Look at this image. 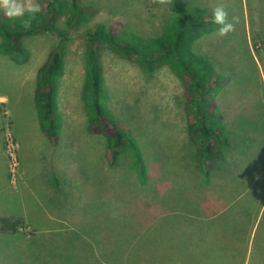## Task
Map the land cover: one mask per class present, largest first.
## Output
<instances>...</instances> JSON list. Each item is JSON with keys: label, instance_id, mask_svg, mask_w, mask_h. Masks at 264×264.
Listing matches in <instances>:
<instances>
[{"label": "rangeland", "instance_id": "rangeland-1", "mask_svg": "<svg viewBox=\"0 0 264 264\" xmlns=\"http://www.w3.org/2000/svg\"><path fill=\"white\" fill-rule=\"evenodd\" d=\"M175 1L211 9L223 3L229 20L238 18L235 30L226 36L214 32L193 46L221 76L222 89L214 102L226 122L229 141L210 174L206 193L222 192L230 203L239 189L248 188L220 217L232 219L234 227L244 224L245 243H254L258 235L257 249L249 246L245 264H264V227L259 226L264 214V0H172L168 4L84 0L97 13L87 26L77 29H68L61 18L57 25L64 35L61 43L56 34L24 38L28 54L24 63L0 53V219L23 222L14 234L0 232V264L141 262V256L136 257L144 244L143 222L158 216V197L173 192V178H199L195 148L186 132L184 88L166 67L147 76L139 59L126 62L108 50L100 51L107 107L138 143L147 166L145 185L136 181L128 158L108 167L104 141L85 131L81 101L85 28L119 23L142 37H155ZM55 47L64 57L57 91L62 127L58 144L51 147L36 127L32 96L36 70ZM41 170L53 188L45 202L30 194ZM197 200V196L189 200L193 215L198 212ZM195 217L191 220L196 225L220 226L217 217L211 222Z\"/></svg>", "mask_w": 264, "mask_h": 264}, {"label": "trees", "instance_id": "trees-1", "mask_svg": "<svg viewBox=\"0 0 264 264\" xmlns=\"http://www.w3.org/2000/svg\"><path fill=\"white\" fill-rule=\"evenodd\" d=\"M37 4L41 11L27 29L23 22L29 18V13L10 19L0 10V53L17 63H24L28 57L24 38L56 34L59 44L64 36L57 29L61 18L68 29H77L87 26L97 13L96 8L84 0H38ZM211 16L209 7H188L175 1L155 37H142L119 23H95L82 34L81 101L86 115L85 131L104 141L103 158L108 167L114 168L122 158H128V167L140 185H145L148 180L147 166L135 138L117 124L107 107L100 51L108 50L126 62L139 59L142 72L147 76L166 67L183 85L186 132L195 148V169L206 185L214 165L223 159V150L229 144L226 122L214 102L222 89L221 76L214 71L207 57L193 50L199 39L217 31L219 26L212 23ZM63 73L64 57L55 47L37 68L34 80L32 99L37 126L53 147L58 144L62 127L57 91ZM235 201L232 199L230 204ZM22 225L19 218L0 219V232L14 234ZM259 226L264 227V214ZM257 237L254 236V245ZM261 251L264 253V248Z\"/></svg>", "mask_w": 264, "mask_h": 264}, {"label": "crops", "instance_id": "crops-1", "mask_svg": "<svg viewBox=\"0 0 264 264\" xmlns=\"http://www.w3.org/2000/svg\"><path fill=\"white\" fill-rule=\"evenodd\" d=\"M0 101H3V99L1 98ZM36 127L38 128L37 122ZM40 174V181L38 180L30 186V194L34 195L36 200L45 202L53 194V188L47 182L44 171L41 170ZM181 175L182 173L179 176ZM182 176L186 178L180 180L173 178V182H175L173 183L172 193L167 192L164 197H158V216L155 214L157 218H151V221L143 222L144 244L141 255L136 257L141 256V262H135L134 264H245L246 250L249 246L252 247L253 243L251 244L248 240L245 243L246 231L243 227L244 224L243 226L234 227L235 224H233L232 219L220 217L223 210L230 205L229 196L226 198V195L222 192L216 194V196L206 193L208 190L206 188L211 180L205 185L202 183L200 176L198 179L194 178L192 180L189 178L190 176ZM196 179V183L191 182L196 181ZM247 179L251 180L249 177ZM224 183L228 187L229 183L225 181ZM170 189L168 191H171ZM247 189L246 187L239 189L235 194L237 197L233 199L239 200ZM195 196L198 197L199 206L198 209H195L198 212L193 215L189 200ZM215 200L217 203L213 202ZM224 200H226L225 203L221 204V201ZM219 205H222V207H217ZM44 215L46 216V214ZM195 216L200 221L210 220V222L217 217L220 226L214 228L213 226L196 225V221L191 220ZM238 217L236 214L235 218ZM227 219L230 220L225 221ZM253 247L257 249L254 244ZM144 257L146 258L145 263Z\"/></svg>", "mask_w": 264, "mask_h": 264}, {"label": "clouds", "instance_id": "clouds-1", "mask_svg": "<svg viewBox=\"0 0 264 264\" xmlns=\"http://www.w3.org/2000/svg\"><path fill=\"white\" fill-rule=\"evenodd\" d=\"M168 4L172 3V0H153V3ZM0 9H3L4 14L14 19L17 17H23L25 12L29 13V18L23 22L25 29L31 27V22L35 19V15L41 11L40 5L34 3L33 0H0ZM212 23L218 25L216 35L218 37H224L230 32L235 30V25L238 23V18L233 16L229 20V13L223 3L217 4L212 8Z\"/></svg>", "mask_w": 264, "mask_h": 264}, {"label": "built area", "instance_id": "built-area-1", "mask_svg": "<svg viewBox=\"0 0 264 264\" xmlns=\"http://www.w3.org/2000/svg\"><path fill=\"white\" fill-rule=\"evenodd\" d=\"M11 160H12L13 163H15V159L13 158V155L11 156Z\"/></svg>", "mask_w": 264, "mask_h": 264}]
</instances>
